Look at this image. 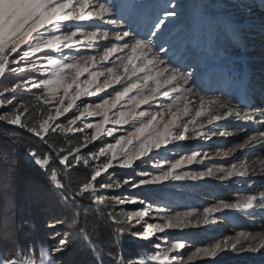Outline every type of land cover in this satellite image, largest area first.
Instances as JSON below:
<instances>
[{
	"label": "snow or ice",
	"instance_id": "6c2138e0",
	"mask_svg": "<svg viewBox=\"0 0 264 264\" xmlns=\"http://www.w3.org/2000/svg\"><path fill=\"white\" fill-rule=\"evenodd\" d=\"M259 5L264 8V0H259ZM256 6V0H238L232 5L209 0L206 4L192 5L203 10L202 18L209 23L216 19L212 15L213 11L227 10V19L237 39L242 37L244 25L232 22L233 10H239L252 20V10ZM149 7L156 10L146 24L137 26V18L145 15ZM183 7L174 0H165L163 4L155 6L147 5L143 0H124L123 3L114 0H0V122L26 130L45 149L26 150V155L50 185L47 192L41 191L39 195L53 196L61 207L71 209L75 215L78 200L87 198L97 203L103 201L104 198L97 190L98 178L102 173L114 167L132 168L135 161L153 149L159 150L166 146L170 139H189L186 135L189 124L193 126L192 133L196 137H224L245 132L247 139L222 153L225 156L237 150L254 151L258 145L264 147V100L255 102L257 95L264 98V86L258 91L254 87L250 88L245 92L244 99L240 96L231 99H222L220 96L207 99L198 97L199 109L190 114L185 106L183 115L188 120L181 124L175 135L171 131L177 119L175 114L172 120L164 122L162 113L152 114L147 109L135 111L141 106L151 108L156 94L167 97L169 90L188 94L194 91L192 85L196 83V63L201 59L198 45L186 35L178 33L173 36V29L183 22L182 12L177 9ZM86 22L98 23L86 29ZM258 29L264 34V18L260 19ZM202 35L211 51L217 55H226L210 34ZM179 42L183 43L184 58L196 61L188 65L193 68L192 71H187L184 64L177 60L175 49ZM93 49L98 55L83 54ZM170 52L172 55H169ZM154 70L157 77H164L168 90L161 92L159 80L151 75ZM149 81L155 84L154 88L148 86ZM108 89H112V92H107ZM101 93H107V98L101 97L100 102L89 103L85 99ZM21 94H31L32 100L18 98ZM128 101H131L130 105ZM40 108L46 111V119L39 123H27L32 113ZM171 108L170 104L165 111ZM70 112L71 116L68 115ZM201 117L203 120L197 126V118ZM90 118L99 119L90 121ZM230 119L243 122L235 133L225 132L218 126L208 128ZM124 125H129L133 130L125 129L123 134L116 135ZM205 128H208L207 132ZM249 128L251 131L246 132ZM57 134H79L83 138L74 148L57 149L49 144V140ZM108 137L113 138L114 142L105 143L102 138ZM97 141L102 146L96 145ZM133 141L138 146L129 151ZM90 145L97 147V151H93ZM82 149H87V153L82 152ZM200 155L199 152L192 153L186 158L187 163L196 161ZM204 156L207 157V153ZM101 157L104 162L96 164L95 161ZM90 161L93 163L90 164ZM54 163L64 170L65 177H70L73 171H79L80 166L91 167L92 171L87 182L75 187L70 181L61 178ZM184 163L185 158L181 157L175 162H169L166 168L157 164L155 167L160 170L156 174L142 171L135 179L116 180L112 187L128 185L133 189H141L164 184L169 180H196L213 175L222 180L242 178L254 175L257 171L246 164L233 163L229 168H217L215 171L208 168L206 172L177 173L176 169ZM259 164L260 171L264 172V160H260ZM99 186L101 189L105 187L103 183H99ZM109 199L117 200V197ZM118 202L125 201L121 199ZM222 209L251 210L250 215H254L258 209L264 214V193L248 195L243 201L235 203L221 201L214 208H205L203 220L197 219L196 223L207 224L208 214ZM152 211V206L148 205V211L138 210L125 214L126 221L118 220L111 214L109 219L118 225L125 222L130 224L133 220L140 223ZM155 211L159 214L162 209L156 208ZM164 220L163 224H149L146 230L133 231L131 235L149 240L150 237H156L157 233H164L166 229H180L190 223L181 219L179 214L177 217H164ZM72 223L75 225L76 220L73 219ZM64 224L63 218H52V222L47 225L46 250H37L35 243L31 247L22 242L17 243L14 228L8 229L0 235V264H71L69 256L72 241L64 234ZM77 231L82 240L87 238L88 232L84 228L80 227ZM117 231H123V228ZM246 239L254 242L257 238L248 234ZM160 241L168 246L161 248ZM238 244V241L231 244L225 241L211 248H196L185 260L182 250L186 248V241L169 242L167 236L156 237L152 243L155 254L149 259L138 256L131 264H188V261L196 257H215L225 247L233 251L243 249L244 246L238 247ZM88 246L91 249L92 241L88 242ZM247 248L260 251L264 249V242H250ZM37 251L39 259L34 254ZM92 264H104V260L97 256ZM120 264L128 262L121 260Z\"/></svg>",
	"mask_w": 264,
	"mask_h": 264
},
{
	"label": "rangeland",
	"instance_id": "374dc122",
	"mask_svg": "<svg viewBox=\"0 0 264 264\" xmlns=\"http://www.w3.org/2000/svg\"><path fill=\"white\" fill-rule=\"evenodd\" d=\"M116 3H123L124 0H114ZM144 3L150 6L161 5L165 0H143ZM174 2L183 5V9L178 8V12H182L183 18L186 13L185 3L186 0H174ZM214 3L232 5L238 2V0H212ZM209 3V0H202L200 4ZM256 7L253 11V18L249 20L248 16L241 14L239 10H233L234 16L232 22L244 25L243 35L240 39H237L234 35L230 22L227 19V10L213 11L212 15L216 17L211 23L207 20L200 18L202 16V9H198L195 16H199L193 21L184 20L182 23H178L173 29V36L178 33L182 36L186 35L191 40L195 41L198 45L197 50L200 53L201 59L199 62L184 58L183 43L179 42L175 49L176 57L178 61H181L187 71H192V67H188L190 64L196 63L195 79L196 83L192 85L193 93H173L169 90L167 97L156 94V99L151 108L148 106H141V108L135 109L139 112L142 109H147L152 114L162 113L164 122L170 121L173 118V114L176 115V123L171 128V131L175 135L180 129L181 124L187 122L188 117L183 115L185 106L189 109L190 114L199 109L198 97H204L207 99L211 96H220L222 99H231L233 96H240L241 99L245 98V92L250 88H256L257 91L261 86H264V34H261L258 29L260 19L264 18V8L259 5V0H256ZM156 9L149 7L145 11V15H141L137 18V26L142 27L147 23L149 16ZM94 23L98 22H86L84 27L91 29L94 27ZM208 33L212 36L213 40L218 42L222 50L226 55H217L211 51L205 44L203 35ZM167 47V45H165ZM102 51V50H101ZM74 54V53H73ZM84 55H98L93 50H88L83 53ZM172 55V52L169 53ZM167 59V57H165ZM151 75L156 77L161 84V92L168 90L164 83V77H157L154 70ZM86 76V74H85ZM85 77H81L84 79ZM103 79V78H101ZM149 87L154 88L155 84L149 81ZM115 87H119L116 85ZM179 87V85L177 86ZM107 92H112V89H108ZM231 95H226V94ZM136 93H130L135 95ZM107 98V93H101L98 96H92L85 98L89 103L100 102V98ZM18 98H23L26 101H31V94H21ZM264 98L259 95L255 97V102H261ZM191 101V103H189ZM235 102V101H234ZM79 103V101H78ZM124 103V102H122ZM128 105L131 101L127 102ZM172 108L167 112L165 109L169 105ZM243 108V104L240 105ZM71 116V112L68 113ZM47 113L44 109L40 108L32 113V116L26 121L27 123H39L46 119ZM99 118H90V121H94ZM159 120V117H158ZM203 120V118H197V126ZM243 122L235 119L230 121H220L218 125H211L208 128L219 127L221 130L229 133H235L237 128L241 126ZM79 124V122H78ZM110 126V125H109ZM188 135L189 139H170L166 146H162L159 150L153 149L141 159L134 162L132 168H120L114 167L109 169L108 172L102 173V176L98 178L97 190L98 194L104 199L100 202V205L104 208V212L108 215H113L116 219L126 221L125 214L142 210L148 211V205L152 206L153 211L150 215L145 216L140 223H136L133 220L129 223L115 224L111 219V222L115 226V233L117 241L121 242V251L119 260H125L128 264L136 257H144L149 259L155 253L152 250V243L156 241V237L167 236L169 242L176 240L186 241L187 245L184 250L185 260L191 255L196 248H211L216 244H223L225 241L228 244L233 242H239V245H243V249L233 251L230 247H225L221 251H218L215 257H196L188 264H264V249L260 251H250L247 245L252 242L259 244L264 242V214H261L257 209L254 215H250L249 211L234 210V209H222L219 212H213L208 214V223L201 222L197 224V219L203 220L205 213L204 209L209 207H215L221 201L227 203H235L237 201H243L248 195H259L264 193V172L260 171V160H264V147L257 146L254 151L237 150L230 155H223L230 148H234L235 145L241 144L247 139L245 132H240L238 135H226L224 137L214 136L209 138L196 137L192 133V125L189 124ZM205 128V132L208 131ZM133 130L129 125L122 126L121 132L116 135L123 134L124 130ZM163 131V128H161ZM250 132V128L245 130ZM68 135L71 142L68 148H74L79 145L82 140V135ZM243 137V139H241ZM105 143L114 142L113 138H102ZM96 145H100V141L95 142ZM135 146H138L135 141L133 145H129V151H132ZM92 147L93 151H97V147ZM67 148V149H68ZM66 149V148H62ZM82 152L87 153V149H82ZM199 152L200 156L196 158V161L191 164L187 163L186 158L191 156L192 153ZM207 153V157L204 154ZM181 157L185 158V163L182 167L176 169L177 173H195L206 172L208 168H212L214 171L217 168H229L231 164L237 165L246 164L249 168H256L257 171L254 175L245 177H235L232 179H219L217 175L204 176L201 179H181V180H169L164 184H158L149 186L147 188L133 189L128 185H122L120 188L112 187L116 180L125 178L135 179L137 174L142 171H149L153 174L159 172V168L155 167L157 164L167 167L169 162H175ZM104 162V158L101 157L96 164ZM93 162L90 161V164ZM115 163V162H114ZM91 169V167H89ZM92 170V169H91ZM111 173V175H109ZM219 175H223L220 173ZM99 183H103L105 187L100 188ZM12 187H8L10 190ZM144 192L147 193H166L164 199L146 198ZM117 197V200H110L109 197ZM124 200V203H119L118 200ZM132 201H136L132 203ZM140 201H145L141 204ZM53 202V201H52ZM16 202L13 201L8 204V207L14 209ZM52 218H63L65 224L63 226L64 234L72 241V246L77 242L78 234L75 229V225L72 223L73 217L67 216L60 210L58 205H51L49 202L45 206ZM160 208L162 211L157 214L155 209ZM179 214L181 219L190 221L186 223V226L180 229H166L164 233H157L156 237H150L149 240H141L131 235L133 231H144L149 224H163L165 223L164 217H177ZM50 222V223H51ZM50 223H45L47 226ZM13 217H7V229L13 227ZM118 228H123V231H117ZM243 234V235H242ZM251 234L257 239L253 242L246 237ZM161 248L167 247V243L160 241ZM46 250L47 247H41ZM39 259L38 252L34 253ZM155 264V262H153Z\"/></svg>",
	"mask_w": 264,
	"mask_h": 264
},
{
	"label": "trees",
	"instance_id": "16d2710c",
	"mask_svg": "<svg viewBox=\"0 0 264 264\" xmlns=\"http://www.w3.org/2000/svg\"><path fill=\"white\" fill-rule=\"evenodd\" d=\"M201 1L186 0L185 9L187 11L183 21L195 22L199 18L194 14L199 8H194L192 5L200 4ZM70 142L68 135L59 134L49 140V144L57 149H67ZM30 148H36L37 151L45 150L37 138L26 130L0 122V235L8 230L7 217L11 216L17 243L22 242L29 247L35 243L37 250L47 247L45 223L51 222V216L45 206L50 202L51 205H58L65 215L72 216L76 220V230L82 227L88 232L87 238L82 240L77 231L78 239L73 244L69 256L71 264H92L94 257L97 256L104 260V264H112V262L120 264L121 242L117 241L115 226L107 212H104L102 205L87 198L78 200L75 215H73L71 209L61 207L53 196L39 195L41 191L47 192L50 185L44 174L26 155V150ZM53 166L62 179L70 181L75 187L87 182L92 171L89 167L80 166L79 171H73L70 177H65L64 170L59 165L54 163ZM8 187L12 188L9 190ZM144 196L159 200L164 199L166 193L144 192ZM13 199L16 202L14 209L8 207ZM89 241H92L91 249L88 246Z\"/></svg>",
	"mask_w": 264,
	"mask_h": 264
}]
</instances>
